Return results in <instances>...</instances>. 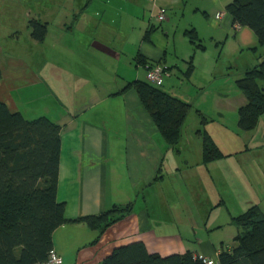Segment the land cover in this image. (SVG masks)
I'll return each mask as SVG.
<instances>
[{
  "label": "crops",
  "instance_id": "0c3cea01",
  "mask_svg": "<svg viewBox=\"0 0 264 264\" xmlns=\"http://www.w3.org/2000/svg\"><path fill=\"white\" fill-rule=\"evenodd\" d=\"M85 1L78 3L77 17L87 26L84 32L88 39L78 42L75 49L80 46L83 60L94 72L91 78H84V71L68 72L63 66L58 67L54 77L58 86L55 91L59 94L75 100L78 96L75 94L85 92L80 107L70 110L64 103L63 113L52 119L60 125L62 137L57 196L66 203L68 219L98 214L114 204L134 200L135 209L132 215L110 227L95 244L92 242L98 238V230L83 222L65 223L53 234L54 249L62 257V264H100L115 247L142 241L150 253L168 256L191 250L216 262L221 249L232 245L238 233L233 217L254 204L264 211V198L259 201L245 195L250 189L264 195V185L258 180L264 173V153L248 156L255 150H264V114L256 127L262 131H258L259 139L249 142L245 149L235 145L222 148L215 140L226 156L204 163L201 141L195 144L196 157L190 152L184 162H174V157L167 156L170 146L167 144L166 149L163 145L164 138L137 92L132 88L121 90L140 78L139 68L143 65L137 63V56L168 67L164 44L170 43L172 26L177 25V32L183 25V36H187L185 30L194 27L203 41L212 46V52L208 46L194 52L189 42L184 60L194 53V57L202 56L199 61L212 58L215 66L206 82L211 81L215 86L212 91L220 96L234 98L239 109L246 103V97L236 80L258 63L263 49L255 32L248 26L235 27L232 15L226 10L231 0H88L82 8ZM93 8L91 17L89 11ZM160 8L166 11L163 21L156 18ZM219 13L222 15L217 17ZM109 34L115 35L114 38ZM132 45L136 54H131ZM254 47L256 51L252 50ZM259 48L261 52L257 54ZM104 56L106 60H102ZM218 64L224 68L220 70ZM64 73L70 75L69 85L63 79ZM226 76L230 87L224 90L220 85H226ZM164 89L191 103L182 92ZM173 163L183 167H174ZM202 163L221 191L227 187L232 193L235 211L228 206V218L221 222L205 221L206 213L202 214L203 208L193 202V195L188 200L198 213L196 221L190 220L186 212V218L180 216L178 220L174 213L171 191L178 189L176 181L184 188L191 187L193 166ZM156 176L159 178L154 181ZM161 196L165 203L161 202Z\"/></svg>",
  "mask_w": 264,
  "mask_h": 264
},
{
  "label": "trees",
  "instance_id": "16d2710c",
  "mask_svg": "<svg viewBox=\"0 0 264 264\" xmlns=\"http://www.w3.org/2000/svg\"><path fill=\"white\" fill-rule=\"evenodd\" d=\"M226 10L232 15L235 27L248 26L256 34L262 52L259 61L236 80L246 97L238 109V125L249 131L257 127L264 114V0H231ZM31 35L43 41L47 23L30 20ZM152 26L151 30H154ZM195 49L206 45L196 28L185 30ZM256 51L257 48H252ZM194 55L188 61L189 77L194 71ZM137 63L148 68L161 66L147 58L136 57ZM162 67V66H161ZM163 68V67H162ZM163 68L162 85L136 79L121 91L134 89L144 109L150 114L158 131L170 147H177L183 137L191 103L164 89L166 72ZM171 69V68H170ZM2 69L0 68V79ZM203 123L206 117L203 116ZM203 162L226 156L213 136L202 128ZM60 125L47 116L27 119L20 111H12L0 100V264H40L54 249L55 230L68 222H83L98 230L99 236L114 224L134 213L135 200L114 204L98 214L66 217V203L58 200L61 155ZM156 176L154 179L157 180ZM238 233L233 244L224 246L213 264H264V211L258 204L233 217ZM100 264H207L200 254L191 250L162 256L150 253L142 241L115 247Z\"/></svg>",
  "mask_w": 264,
  "mask_h": 264
},
{
  "label": "rangeland",
  "instance_id": "374dc122",
  "mask_svg": "<svg viewBox=\"0 0 264 264\" xmlns=\"http://www.w3.org/2000/svg\"><path fill=\"white\" fill-rule=\"evenodd\" d=\"M80 1L82 0H0V68L3 72L0 79V100L4 101L12 111H20L27 119H35L39 116L56 119L58 114L63 113L62 109L68 107L72 110L73 107H80L83 103H81L83 100L81 97H84L85 94L83 90L75 94L78 96L73 100L72 97L68 98L55 91V87L58 86L55 85L54 79L55 74L59 71L58 67L63 66H66L64 70L68 72L75 69H78V72L84 71V78H91L90 74L94 72V68L88 66L83 60L84 53L79 49L80 46L75 49L78 42L88 39L84 32L87 26L77 17L80 12L78 7ZM87 3L88 0L84 2L82 8H85ZM93 11L94 8L89 11L91 17L94 16ZM32 19L47 23L48 32L43 41L32 37V30L29 27ZM176 26L174 24L172 33H169L170 43L167 46L164 44L163 47L166 54L164 55L166 66L171 68V72L165 76L164 87L173 92H182L183 96L189 98L192 105L180 144L176 148H169L163 140L165 148L170 149L167 156L174 157L172 159L174 162H184V157H187V153L190 152L194 153L193 155L196 157L195 144L202 141L198 132L201 128L207 130L222 148L235 145L245 149L249 142L259 139L258 131L261 129L254 128L249 131L241 129L238 125L239 113L235 106L236 100L234 98L229 100L230 98L222 97L212 91L215 86L211 81L206 82L212 77L213 66H215L212 58H203L202 61H199L202 56L194 57V71L192 75L187 76L188 61H190L191 55H188L187 61L184 58H186V46L190 44V41L187 36H183L185 27L182 25L176 32ZM109 36L114 38L115 35L109 34ZM116 38L119 37L116 36ZM133 39L132 36V44ZM203 43L212 52V46L207 44L206 40ZM133 47L132 45L131 48ZM191 47L194 52L198 51L193 44ZM134 50L133 48L131 54H136L137 51ZM260 52L259 48L257 54ZM198 53L202 54L200 51ZM207 55L210 56V52ZM102 60H106L105 56ZM75 61H79V64ZM221 64L217 65L220 70L224 68ZM133 65L135 64L133 63ZM67 71L66 74H68ZM139 71V79L146 80V68L140 67ZM65 73L63 79L66 85H69L67 80L70 79V75ZM105 75H108V72ZM225 78L226 85L217 83V85L223 86L224 90L230 87L228 76ZM64 103H66V107ZM203 116L206 117L205 123L202 122ZM262 125L263 131L264 123ZM260 152L264 153V150H255L256 154L251 153L248 156L254 157ZM245 157L247 158V156ZM173 165L174 167H179V165L183 167L182 164L173 163ZM200 166L202 168H199ZM205 168L207 167L203 163L193 166L194 178L190 181L191 187L184 188L176 181L178 189H172L174 199L171 200V203L178 220L180 216L186 218L185 212L190 220H197V212L191 208L188 200V197L192 198V195L193 202L199 208H203L202 214L206 213L205 221L209 219V222L212 223L227 219L228 206L235 211L231 190L225 187L221 191V187L214 183ZM258 180L264 185V173L260 174ZM169 187L172 186L169 185ZM257 191L256 189L246 190L245 195L246 197L248 195L256 197L260 201L264 195L263 193L258 195ZM161 202H166L163 196H161ZM196 209L198 210V207ZM223 231H226V228Z\"/></svg>",
  "mask_w": 264,
  "mask_h": 264
},
{
  "label": "built area",
  "instance_id": "2783aa9c",
  "mask_svg": "<svg viewBox=\"0 0 264 264\" xmlns=\"http://www.w3.org/2000/svg\"><path fill=\"white\" fill-rule=\"evenodd\" d=\"M222 13H219L217 17H220ZM166 11L164 8H160L159 12L157 13V20L163 21L166 19ZM163 68L161 66H154L151 68H148L147 71V78L148 80L156 83L157 85L163 84L164 79V73ZM203 258V261L207 264H213L214 261L211 259H208L207 257L201 255ZM63 259L62 257L57 253L55 249H52L49 253V257L46 261L40 263V264H62Z\"/></svg>",
  "mask_w": 264,
  "mask_h": 264
}]
</instances>
